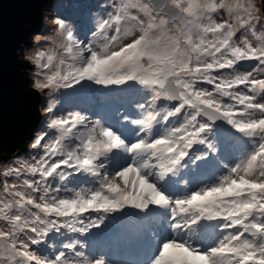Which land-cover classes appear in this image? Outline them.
Instances as JSON below:
<instances>
[{
	"label": "snow or ice",
	"instance_id": "snow-or-ice-1",
	"mask_svg": "<svg viewBox=\"0 0 264 264\" xmlns=\"http://www.w3.org/2000/svg\"><path fill=\"white\" fill-rule=\"evenodd\" d=\"M255 7L114 0L87 43L56 21L63 67L34 87H115L135 97L136 114L119 105L93 111L97 119L53 115L30 145L37 155L0 170V264H264V14ZM55 59L40 52L36 63ZM114 233L135 259L96 247Z\"/></svg>",
	"mask_w": 264,
	"mask_h": 264
},
{
	"label": "rangeland",
	"instance_id": "rangeland-1",
	"mask_svg": "<svg viewBox=\"0 0 264 264\" xmlns=\"http://www.w3.org/2000/svg\"><path fill=\"white\" fill-rule=\"evenodd\" d=\"M106 1L108 7L104 10L105 12L103 14V17H98L95 16V12L98 11L97 7H101V5L103 6L102 0H47V4L45 5L43 10V24L41 30L34 33L30 39V45L24 46L21 50L22 55H27L30 57L31 66L28 68V73L30 82L32 84H35L37 80L43 82L45 76L51 74L48 73L47 68L44 69L40 66H38V68L36 60L38 56L37 54H39L40 52L47 53L48 41L50 37L56 32V30L59 29V25L56 23V21L62 20L65 23L66 27L70 28L73 31L74 36L78 40L87 43L88 41L93 39L92 34L97 31V23L99 24L100 22H102L104 19H106V17H108V13L113 11L112 5L114 3V0ZM84 5L88 7L89 14L87 17L84 15L86 11ZM257 6L261 9V14H263L261 0H258ZM76 8L81 9L79 15L74 14ZM96 20L97 23H95ZM31 53H33V55H31ZM45 60L46 57L44 60H41L40 64L46 63ZM77 88L78 86L75 89L60 88L39 90V128L34 132L32 139L28 142L27 149L24 152H18L17 154L8 157V159L5 160L6 163L0 170H2L4 167L14 164L17 160H31L33 156L37 155L38 150L32 149L30 145L34 142L37 134L41 133L42 131H49L46 128V125L49 118H52L53 115L64 116L69 112L87 110L86 114H88L92 119H97L98 117L93 116L92 112L99 110L102 115H109L112 110H110V112L106 110L105 105L110 102L113 103L114 107L119 105H124L125 107L131 106L132 114H136V110L134 108L135 97L130 96L125 92H122L120 90H112L111 92H108L106 94L100 91L99 86L91 85L90 88H86L89 94L87 100H71L70 95L68 94L75 93ZM51 97L55 98L54 102L56 108L54 109L53 114H46L44 112V109L49 105V98ZM61 99L65 101L62 102ZM121 111L123 112L124 109L121 108ZM51 134L52 133L50 132V136ZM0 179H3V177H0ZM81 186L84 187L87 185ZM114 229L116 232L119 231V225L115 222ZM105 240L107 242H105L104 245H101V242L97 241L96 247L98 249H104L105 251H108L109 257L111 259L122 261L132 260L136 258L134 254L127 250L116 237Z\"/></svg>",
	"mask_w": 264,
	"mask_h": 264
},
{
	"label": "water",
	"instance_id": "water-1",
	"mask_svg": "<svg viewBox=\"0 0 264 264\" xmlns=\"http://www.w3.org/2000/svg\"><path fill=\"white\" fill-rule=\"evenodd\" d=\"M47 0H0V169L24 152L39 128V90L30 82V57L22 55L40 31ZM264 14V0H261Z\"/></svg>",
	"mask_w": 264,
	"mask_h": 264
},
{
	"label": "bare ground",
	"instance_id": "bare-ground-1",
	"mask_svg": "<svg viewBox=\"0 0 264 264\" xmlns=\"http://www.w3.org/2000/svg\"><path fill=\"white\" fill-rule=\"evenodd\" d=\"M109 1V0H108ZM102 4L103 6L101 5V7H97L98 8V11L95 12V16H98V17H103V14H104V10L108 7V4H107V1L106 0H102ZM84 8H85V13L84 15L87 17L89 12H88V7L86 5H84ZM81 12V9L80 8H76L75 9V12L74 14L76 15H79ZM108 16V15H107ZM97 18V17H95ZM108 17H106L107 19ZM95 23H97V20L95 21ZM97 27H98V23H97ZM61 31V29L59 28L58 30H56V32L50 37L49 41H48V46H47V53H50V54H54L56 56V59L53 61V65L49 68H47L48 70V73H52L53 71L56 70V68L59 66V67H63V66H60L59 65V59L60 58H64L66 56V53L64 52L63 50V47L62 45L64 43H66L65 39H64V35H59L58 33ZM31 55H33V53H31ZM38 55V54H37ZM35 55V56H37ZM38 57V56H37ZM46 61V60H45ZM47 62V61H46ZM41 63V61H40ZM39 65L37 64V67ZM39 68V67H38ZM45 69V68H44ZM39 70V69H38ZM50 75V74H49ZM99 89L102 93H108V92H111L112 90H117L119 91L117 88L113 87L111 89H104L102 86H99ZM88 90L87 89H79L77 88L76 92L75 93H69L68 95H70V98L71 100H74V101H79V100H87L88 97H89V94L87 92ZM68 95H64V96H68ZM105 95V94H104ZM54 97V96H53ZM54 99L55 98H49L50 101H53L54 102ZM62 102H64L65 100H62ZM67 101V100H66ZM106 106V110H108L110 112V110L113 109L114 105L112 102L108 103L105 105ZM50 119V118H49ZM116 235L115 233L113 234V236L111 238H115ZM99 242H101V245H104L105 242H107L105 239L104 240H99ZM97 243V242H96ZM87 250V249H86Z\"/></svg>",
	"mask_w": 264,
	"mask_h": 264
},
{
	"label": "clouds",
	"instance_id": "clouds-1",
	"mask_svg": "<svg viewBox=\"0 0 264 264\" xmlns=\"http://www.w3.org/2000/svg\"><path fill=\"white\" fill-rule=\"evenodd\" d=\"M252 3L256 6L255 7V13L256 14H259V11H260V8L257 6V4H258V0H252ZM59 35H62V30L58 33ZM50 103H55V102H53V101H49V104Z\"/></svg>",
	"mask_w": 264,
	"mask_h": 264
}]
</instances>
